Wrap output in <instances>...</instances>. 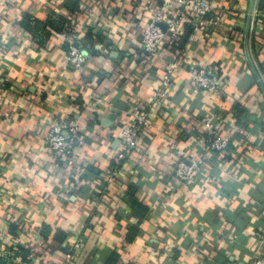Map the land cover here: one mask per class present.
<instances>
[{"label":"crops","instance_id":"obj_1","mask_svg":"<svg viewBox=\"0 0 264 264\" xmlns=\"http://www.w3.org/2000/svg\"><path fill=\"white\" fill-rule=\"evenodd\" d=\"M209 1L196 35L167 33L152 57L141 50V31L163 3L179 15L177 0H0V256L7 264L13 246L58 264L76 235L84 241L75 264L264 257V85L245 50L251 0ZM65 23L79 29L89 54L79 70L66 60ZM178 49L194 63L214 64L218 89L193 92L180 65L168 101L151 107V130L104 190L100 177L118 152L122 125L150 102ZM252 49L264 78V0ZM61 115L82 130L72 168L46 151L50 121ZM211 117L230 138L225 152H204L202 123ZM188 153L202 164L180 183L173 169Z\"/></svg>","mask_w":264,"mask_h":264},{"label":"built area","instance_id":"obj_2","mask_svg":"<svg viewBox=\"0 0 264 264\" xmlns=\"http://www.w3.org/2000/svg\"><path fill=\"white\" fill-rule=\"evenodd\" d=\"M182 7V12L175 15L169 3H163L153 9L152 16L141 31V50L148 56L156 55L164 41L165 35H178L188 24L192 30V36L200 30L205 16L211 11L209 0H177ZM187 18V19H186ZM61 37L66 48V60L69 67L79 70L89 57L83 47L81 34L78 28L72 24H63ZM180 65H185L192 84L193 92H211L219 87V69L214 64H198L187 60L183 55V49H178L173 59L167 62L161 80L152 94L148 104L138 108L133 119L122 125L120 129L119 149L113 158L109 168L100 177L104 190L116 183V177L122 162L130 157L139 147V139L151 130L150 110L155 104L164 105L168 101V89L172 83L174 74ZM222 121L209 118L203 121L201 134L204 152L222 153L228 150L230 138L221 126ZM81 126L77 120L65 116H55L50 121V127L45 137L46 151L54 162L72 168L74 157L81 143ZM202 164L193 153H188L177 161L173 169L174 178L180 183L188 182L194 171ZM84 238L81 235L74 236L70 246L64 248L62 259L58 264H75ZM13 259L14 264H48L41 261L34 252H20L15 246L6 252ZM247 264H264V257L256 255Z\"/></svg>","mask_w":264,"mask_h":264},{"label":"water","instance_id":"obj_3","mask_svg":"<svg viewBox=\"0 0 264 264\" xmlns=\"http://www.w3.org/2000/svg\"><path fill=\"white\" fill-rule=\"evenodd\" d=\"M258 2H259V0H251V3H250L245 50H246L247 59H248L250 65L252 66V68H253L256 76L258 77L260 83H262L264 85V78H263V75H262L258 65H257V62H256L255 57H254L253 49H252V36H253L254 24H255V20H256Z\"/></svg>","mask_w":264,"mask_h":264},{"label":"trees","instance_id":"obj_4","mask_svg":"<svg viewBox=\"0 0 264 264\" xmlns=\"http://www.w3.org/2000/svg\"><path fill=\"white\" fill-rule=\"evenodd\" d=\"M261 5V4H260ZM260 5H259V7H260ZM66 24V23H65ZM190 30H191V28H190V26L187 24L186 25V28L184 29V31L182 32V33H180L179 34V36L182 34V36H185V34H189L190 33ZM178 36V35H177ZM182 36H181V39H180V42L182 41H184V40H182ZM234 107L236 108V109H238V111H239V113H242L243 112V109H241V106L240 105H238V104H235L234 105ZM0 264H7L6 263V261H5V259L3 258V257H1L0 256ZM109 264H111V263H109Z\"/></svg>","mask_w":264,"mask_h":264}]
</instances>
